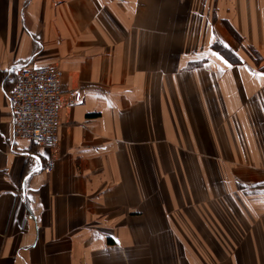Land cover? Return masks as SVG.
Here are the masks:
<instances>
[{
    "label": "crops",
    "instance_id": "1",
    "mask_svg": "<svg viewBox=\"0 0 264 264\" xmlns=\"http://www.w3.org/2000/svg\"><path fill=\"white\" fill-rule=\"evenodd\" d=\"M21 66L62 72L50 150ZM0 264H264V0H0Z\"/></svg>",
    "mask_w": 264,
    "mask_h": 264
},
{
    "label": "built area",
    "instance_id": "2",
    "mask_svg": "<svg viewBox=\"0 0 264 264\" xmlns=\"http://www.w3.org/2000/svg\"><path fill=\"white\" fill-rule=\"evenodd\" d=\"M61 78L62 72L56 67L21 66L14 70L8 100L13 113L15 138L46 150L56 146ZM73 103L71 99L69 104ZM53 167L52 161H48L45 171L51 172Z\"/></svg>",
    "mask_w": 264,
    "mask_h": 264
}]
</instances>
